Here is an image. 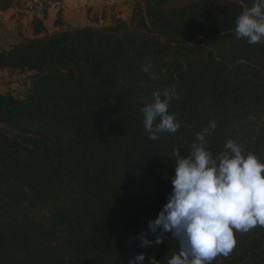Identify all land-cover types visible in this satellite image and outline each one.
<instances>
[{
  "label": "trees",
  "instance_id": "obj_1",
  "mask_svg": "<svg viewBox=\"0 0 264 264\" xmlns=\"http://www.w3.org/2000/svg\"><path fill=\"white\" fill-rule=\"evenodd\" d=\"M253 2L136 0L128 19L62 27L58 16L50 34L46 6L31 38L0 51V71L33 73L24 99L0 94V264H127L141 252L167 264L171 233L150 247L139 236L171 191L176 145L186 156L214 121L213 156L232 139L264 162V43L235 34ZM170 87L180 127L152 141L140 109ZM235 240L212 264H264V227Z\"/></svg>",
  "mask_w": 264,
  "mask_h": 264
},
{
  "label": "clouds",
  "instance_id": "obj_2",
  "mask_svg": "<svg viewBox=\"0 0 264 264\" xmlns=\"http://www.w3.org/2000/svg\"><path fill=\"white\" fill-rule=\"evenodd\" d=\"M237 39L249 44L264 43V0H254L235 21ZM142 71L152 79V62L147 60ZM179 99L174 87L154 90L152 99L140 111L144 131L152 141L163 133L175 134L180 124L175 113H169L173 100ZM216 129L214 121L196 133L195 142L181 156L177 144L171 158L175 160L171 191L157 216L147 223V232L139 236L141 247L163 242L171 233L179 245L167 264H212L218 257L233 251L236 233H247L256 226L264 227V162L252 152L228 139L224 150L213 156L206 136ZM159 233V234H158ZM148 234L155 236L149 240ZM145 253H138L127 264H144ZM149 264H160L149 257Z\"/></svg>",
  "mask_w": 264,
  "mask_h": 264
},
{
  "label": "rangeland",
  "instance_id": "obj_3",
  "mask_svg": "<svg viewBox=\"0 0 264 264\" xmlns=\"http://www.w3.org/2000/svg\"><path fill=\"white\" fill-rule=\"evenodd\" d=\"M60 1L61 0H14V6L6 11H0V51L9 49L22 39L31 38V36L26 37V33L28 29L31 30L32 18L34 16L42 18V10L44 7L47 6V13L52 4ZM58 16L61 17V13H59ZM56 20L54 21V27L57 28V30L52 32L60 29L55 26ZM101 26L107 25L103 24L90 27ZM62 27L67 26L62 24ZM47 33L50 34L49 32ZM32 74V72H20L14 69H4L0 71V94H10L16 98L24 99L31 88Z\"/></svg>",
  "mask_w": 264,
  "mask_h": 264
},
{
  "label": "crops",
  "instance_id": "obj_4",
  "mask_svg": "<svg viewBox=\"0 0 264 264\" xmlns=\"http://www.w3.org/2000/svg\"><path fill=\"white\" fill-rule=\"evenodd\" d=\"M135 0H61L51 5L43 20L47 32L57 30L54 21L61 13L67 27L108 25L115 19H128ZM31 20V18H30ZM32 37L28 29L26 37Z\"/></svg>",
  "mask_w": 264,
  "mask_h": 264
}]
</instances>
